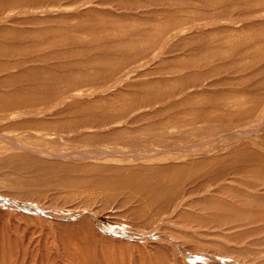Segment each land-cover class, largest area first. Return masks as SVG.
<instances>
[{"label": "rangeland", "instance_id": "obj_1", "mask_svg": "<svg viewBox=\"0 0 264 264\" xmlns=\"http://www.w3.org/2000/svg\"><path fill=\"white\" fill-rule=\"evenodd\" d=\"M0 18V264H264V0Z\"/></svg>", "mask_w": 264, "mask_h": 264}, {"label": "bare ground", "instance_id": "obj_2", "mask_svg": "<svg viewBox=\"0 0 264 264\" xmlns=\"http://www.w3.org/2000/svg\"><path fill=\"white\" fill-rule=\"evenodd\" d=\"M34 14V13H33ZM1 19V18H0ZM4 71V70H3ZM89 94V93H88ZM66 96V95H65ZM64 97V96H63ZM73 97V96H72ZM33 116V115H32ZM139 116V115H138ZM122 118H123V116H122ZM136 120V119H135ZM96 126V125H95ZM119 126V125H118ZM79 127V126H78ZM114 127V126H113ZM71 128V127H70ZM120 128H121V126H120ZM71 130V129H70ZM73 130V129H72ZM69 131V130H68ZM107 131V130H106ZM105 131V132H106ZM59 133V132H58ZM242 133V132H241ZM78 134V133H77ZM232 134H234V133H232ZM85 136V135H84ZM2 136L0 135V138H1ZM5 137H7V136H5ZM3 138H4V136H3ZM2 138V140H4V141H6L5 139H3ZM11 139H10V141L9 142H11V144L14 146V147H17V148H21V150L23 149L24 150V152L25 151H27V152H30V153H33V154H35V155H37V156H40V158L42 157V158H46V159H54L53 161L55 162V160L56 159H58V158H64V157H66V156H70V155H83L84 157H85V154H86V152L85 151H65V152H60V151H56V152H54V151H47V150H45V149H36V148H33L31 145H29V144H27V143H25L24 141H22V140H18V139H14V137L12 138V136L10 137ZM9 139V138H8ZM7 144H8V141H7ZM11 144H10V146H11ZM9 145V144H8ZM96 145V144H95ZM9 147V146H8ZM12 148V147H11ZM10 148V149H11ZM6 149V148H5ZM68 149V148H67ZM97 149H98V147H97ZM61 150V149H60ZM94 150V149H93ZM92 150V151H93ZM132 150H135V149H132ZM62 151V150H61ZM117 151V150H116ZM162 151V150H161ZM160 151V152H161ZM23 152V151H22ZM23 152V153H24ZM94 152V151H93ZM113 152V151H112ZM118 152V151H117ZM167 152V151H166ZM99 153H101V152H99ZM103 153H105V152H103ZM132 153V152H131ZM156 153V152H155ZM158 153V152H157ZM156 153V154H157ZM22 154V153H21ZM108 154L110 155V153L108 152ZM27 155V154H26ZM89 155V154H88ZM97 155V154H96ZM104 155H106V154H104ZM101 156H103V155H101ZM100 156V157H101ZM138 156V155H137ZM150 156V155H149ZM71 157V156H70ZM80 158L82 157V156H79ZM106 157V156H105ZM136 157V156H135ZM144 157V156H143ZM28 158V157H27ZM26 158V159H27ZM62 158V159H63ZM76 158V157H75ZM78 158V157H77ZM90 158V157H89ZM137 158V157H136ZM87 159V158H86ZM133 159V158H132ZM138 159V158H137ZM141 159V158H140ZM56 161H58V160H56ZM27 162H28V160H27ZM31 162V161H30ZM29 162V163H30ZM151 162H153V161H151ZM65 163V162H64ZM63 163V164H64ZM37 164V163H36ZM48 164H51V163H48ZM66 165V164H65ZM74 166V165H73ZM30 167V166H29ZM66 167V166H65ZM105 167V166H104ZM64 168V167H63ZM69 168V167H68ZM76 168V167H75ZM55 169V168H54ZM28 170H29V168H28ZM45 170V169H44ZM74 171V170H73ZM77 171H79V170H77ZM34 172V171H33ZM170 172V171H169ZM176 172V171H175ZM174 172V173H175ZM71 173V172H70ZM165 174V173H164ZM47 177V176H46ZM139 180V179H138ZM141 180V179H140ZM69 181V180H68ZM154 181V180H153ZM128 182H130V181H128ZM140 182V181H139ZM140 187H141V185H140ZM143 188V187H142ZM206 193V192H205ZM72 195V194H71ZM73 196V195H72ZM37 199V198H36ZM222 205V204H221ZM127 206V205H126ZM249 208V207H248ZM251 211V210H250ZM247 212V211H246ZM246 215H248V214H246ZM245 215V216H246ZM248 217V216H247ZM242 218V217H241ZM74 226V225H73ZM73 228V227H72ZM235 230V229H234ZM74 231V230H73ZM66 232V231H65ZM213 234V233H212ZM211 235V234H210ZM213 237V236H212ZM206 239V238H205ZM231 240V239H230ZM170 246V245H169ZM229 252V251H228ZM217 260V259H216ZM71 261V260H70ZM74 262V261H73ZM79 262V261H78ZM77 263V262H76Z\"/></svg>", "mask_w": 264, "mask_h": 264}]
</instances>
